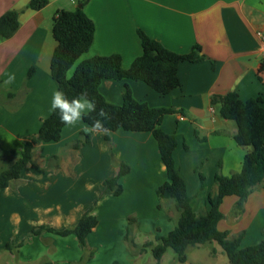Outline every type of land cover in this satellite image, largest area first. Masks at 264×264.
Returning a JSON list of instances; mask_svg holds the SVG:
<instances>
[{
  "label": "crops",
  "instance_id": "obj_1",
  "mask_svg": "<svg viewBox=\"0 0 264 264\" xmlns=\"http://www.w3.org/2000/svg\"><path fill=\"white\" fill-rule=\"evenodd\" d=\"M30 1L0 0V17L9 10L20 12L16 34L0 37V170L20 155L25 140L36 135L52 113V93L58 89L50 71L57 46L53 17L59 9L77 8L82 0H48L41 10L27 8ZM84 11L96 30L92 47L79 61L118 54L123 67L129 68L142 54L138 30L177 53L201 46L206 59L181 63V86L168 95L132 80H105L100 91L108 102L121 105L128 84L136 100L177 110L164 117L161 128L178 139L174 158L195 213L208 211L216 173L239 172L247 152L233 139L236 122L221 117L212 97L229 91H237L243 101L264 97V71L259 73L264 60V0H89ZM31 68L35 73L28 78ZM10 75L14 79L8 83ZM85 127L89 125L82 119L67 125L59 141L35 145L21 176L0 190V264H82L84 250L100 255L106 249L110 253L121 249L127 262L136 264L126 240L131 218L137 245L174 230L177 215L172 205L169 210L158 207L157 189L168 176L153 134L119 129L107 135L94 133L90 145L76 146ZM11 151L16 154L9 155ZM113 157L130 167L121 178L124 191L119 196L104 194L105 180L119 172ZM238 200L235 195L224 198L218 229L230 237L243 233L241 248H246L264 237V180L249 196L241 216L233 213ZM92 206L98 224L86 247L76 234L48 230L33 234L38 227L58 231L75 227ZM139 236L145 240L138 243ZM222 251L197 253L190 247L187 261L179 263L215 264L222 262ZM105 258L96 264H119L123 259Z\"/></svg>",
  "mask_w": 264,
  "mask_h": 264
},
{
  "label": "trees",
  "instance_id": "obj_2",
  "mask_svg": "<svg viewBox=\"0 0 264 264\" xmlns=\"http://www.w3.org/2000/svg\"><path fill=\"white\" fill-rule=\"evenodd\" d=\"M88 1L82 0L81 8L59 9L54 14L52 31L57 46L51 60V76L57 83V87L63 90L69 99L78 96L81 92H86L88 98L95 101L97 110L104 109L109 115L105 126L110 129V132L124 129L153 134L158 142L161 158L167 167L168 176V180L157 189L160 200L158 207L161 210H169L170 204L177 215L174 230L166 236L157 235L155 241H148L140 246L133 238L135 219L131 218L126 234L127 242L132 246L140 247L141 252L150 249L157 264H160L169 248L174 250L176 260L184 263L187 261L190 247L210 242H217L221 246L231 264H264V237L258 244L241 248L243 233L230 237L228 232L218 229V223L224 218L221 212L224 198L232 195L239 197L233 213L235 216H241L249 196L264 180V97L259 96L243 101L237 91L216 94L212 97V104L220 106L221 117L236 122L238 128L233 139L247 152L239 172L226 176L220 169L218 170L215 175L216 189L209 194L208 198L210 208L206 212L196 214L188 194L187 183L174 158L179 144L178 139L174 134H168L161 128L164 117L167 114L176 113L177 110L153 108L145 102L136 100L128 84L123 91L122 104L115 105L105 99L100 91V85L105 80L141 81L161 95H168L181 86L179 78L181 63H198L206 59V56L202 54L201 46H194L192 51L186 54L177 53L150 37L143 30H138L142 54L132 62L129 68L123 67V58L118 54L95 56L79 61L81 56L90 50L95 38V23L84 11ZM47 4L48 0H31L27 8L41 10ZM19 14L17 10H9L0 17L1 38L10 39L16 34L20 27ZM75 65V70L70 75L69 72ZM263 71L264 60L259 67V73ZM34 73L35 68H31L27 77H32ZM95 116L96 113L91 114V117ZM91 117L83 118L89 126L92 124ZM66 126L61 122L58 111H52L43 120L38 133L25 140L20 155L0 170V190L8 187L11 182L21 176L33 158L35 145L59 141ZM93 135L94 133H82L75 145H90ZM107 142L110 143L108 138ZM8 154L14 156L16 153L11 151ZM2 155L3 152L0 150V156ZM113 161L118 163L119 172L117 176L105 180L104 194L119 196L124 191L121 178L130 172V167L114 157ZM201 180H204L203 175ZM93 209L94 206L90 207L75 227L61 231L38 227L33 229V234L38 235L45 230L62 236L76 234L80 245L86 247L89 234L98 224Z\"/></svg>",
  "mask_w": 264,
  "mask_h": 264
},
{
  "label": "clouds",
  "instance_id": "obj_3",
  "mask_svg": "<svg viewBox=\"0 0 264 264\" xmlns=\"http://www.w3.org/2000/svg\"><path fill=\"white\" fill-rule=\"evenodd\" d=\"M14 79V76L8 77V83ZM51 110L59 113V118L66 125H75L85 116L91 117L92 113H96L95 117H91L92 124L83 129L85 134H104L110 133V129L105 126V121L109 119V115L104 109L97 110L95 101L88 98L86 92H81L78 96L69 99L63 90L56 89L52 93Z\"/></svg>",
  "mask_w": 264,
  "mask_h": 264
},
{
  "label": "rangeland",
  "instance_id": "obj_4",
  "mask_svg": "<svg viewBox=\"0 0 264 264\" xmlns=\"http://www.w3.org/2000/svg\"><path fill=\"white\" fill-rule=\"evenodd\" d=\"M53 8H55V7H53ZM48 13L49 14L52 13L51 12V8H49ZM138 238H139L137 240L138 243L143 242L145 240L144 239L145 237H143V236H141V237L139 236ZM150 240L151 241H155V238L154 239L153 238L152 239L150 238ZM198 247H200V248H197V246H195V247H192V249L193 250L197 249V253H200L199 251L207 252V251H211V250H214V249H217V250H221L222 251L221 246L217 242H210V243L204 244L203 246L201 245V246H198ZM129 250L133 254L136 255V257H137L136 264H157V261L154 258V256L152 255L150 249H146V251L141 252L140 251V247H135V246L132 247V245L129 243ZM90 253H92V255ZM106 253H110V252H108V249H106L105 252H102L100 255L99 254H96L95 255V252H93L91 250H87V251L84 250L83 253H82V255H83L82 264H96V263H98V261H101V260L106 259L105 258L106 256L107 257H110L111 255L117 257L118 259L119 258H123V259L120 260V263L119 264H130V263L127 262V260L125 258L126 255L123 252V250H121V249L120 250L119 249H114V253H110L109 255H106ZM164 255L165 256H163L164 257L163 264H180L177 260L174 261L175 260L174 258H176V254H175V252H174V250L172 248H169ZM223 255H224L223 256L224 258H222L223 259L222 262L220 260H217L215 262V264L230 263L229 260H228V258H227V256L225 255L224 252H223Z\"/></svg>",
  "mask_w": 264,
  "mask_h": 264
},
{
  "label": "built area",
  "instance_id": "obj_5",
  "mask_svg": "<svg viewBox=\"0 0 264 264\" xmlns=\"http://www.w3.org/2000/svg\"><path fill=\"white\" fill-rule=\"evenodd\" d=\"M262 53H263V55H264V46H263V49H262Z\"/></svg>",
  "mask_w": 264,
  "mask_h": 264
},
{
  "label": "water",
  "instance_id": "obj_6",
  "mask_svg": "<svg viewBox=\"0 0 264 264\" xmlns=\"http://www.w3.org/2000/svg\"><path fill=\"white\" fill-rule=\"evenodd\" d=\"M79 8H81L82 7V4H79V6H78Z\"/></svg>",
  "mask_w": 264,
  "mask_h": 264
}]
</instances>
